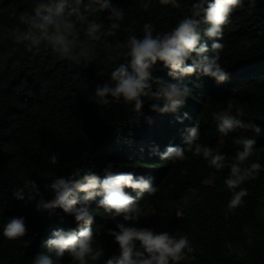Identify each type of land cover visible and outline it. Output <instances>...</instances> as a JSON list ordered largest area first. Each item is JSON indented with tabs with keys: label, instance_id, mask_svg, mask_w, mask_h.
<instances>
[{
	"label": "trees",
	"instance_id": "16d2710c",
	"mask_svg": "<svg viewBox=\"0 0 264 264\" xmlns=\"http://www.w3.org/2000/svg\"><path fill=\"white\" fill-rule=\"evenodd\" d=\"M114 2L122 4L126 23L137 30L149 20L159 30H167L180 14V10H165L157 0L149 12L138 6V0ZM18 4L19 0H3L0 22H7L6 16ZM258 27H264V2L254 10L233 14L225 27L222 53V64L231 78L216 86L207 78L191 77L193 96L181 109L190 119L183 124L172 114L149 111L151 102L145 103L141 114L121 105L104 109L89 102L95 85L107 79L103 66L64 61L47 48L8 59L10 43L0 42V211L5 217L26 216L29 228L39 233L27 250L0 237V264H31L38 251H46L40 245L52 229L75 227L73 219L62 212L48 218L36 213L33 203L16 201L12 193L23 181L35 180L44 198L50 199L52 193L45 184L51 177L75 170L99 173L107 162L150 176L154 186H159L155 197L141 202L139 226L151 228L144 214L151 208L167 231L188 234L196 258L181 264H264V172L244 185L249 192L246 205L228 213L225 205L230 193L223 185L227 169L217 172L191 153L188 160L176 164L148 154L152 144L161 150L169 143L180 144L182 129L198 121L202 143L234 156L236 146L216 132L212 121V113L228 100L243 106L247 118L264 124V39L256 38ZM156 75L167 79L166 71ZM220 138L224 139L222 148ZM255 147L264 163V136L257 138ZM52 153L59 154L57 165L47 163ZM177 210L183 212L182 218L176 217ZM118 222L121 218L112 220L102 210L95 218L97 245L106 256L118 253L110 234ZM63 264H69L67 257Z\"/></svg>",
	"mask_w": 264,
	"mask_h": 264
},
{
	"label": "clouds",
	"instance_id": "9594fccd",
	"mask_svg": "<svg viewBox=\"0 0 264 264\" xmlns=\"http://www.w3.org/2000/svg\"><path fill=\"white\" fill-rule=\"evenodd\" d=\"M153 2L138 0V6L149 12ZM157 2L165 10H180L179 18L167 30H159L150 20L139 30L128 25L125 8L114 0H19L6 16L7 22H0V42L10 43L8 59L17 53L35 55L47 48L64 61L103 66L107 79L95 85L89 102L104 109L121 105L138 114L151 102L149 111L172 114L183 124L190 119L188 112L181 113L193 96L190 78H207L216 86L230 80L231 73L222 64L225 27L234 13L254 10L264 0ZM256 38L264 39V27L257 28ZM157 71H166L167 79L157 76ZM212 121L216 132L236 146L234 156L202 143L198 121L182 129L180 144L169 143L163 150L152 144L148 154L176 164L188 160L191 153L217 172L227 169L223 185L230 197L225 210L234 213L247 203L249 192L244 185L264 172L255 147L257 138L264 136V124L247 118L246 109L232 100L212 113ZM147 122L151 123L150 117ZM139 151L143 154L145 148L141 146ZM58 155H49L47 163L57 165ZM50 180L45 184L52 193L50 199L44 198L31 179L13 191V198L33 203L36 213L48 218L62 212L73 219L75 227L52 229L40 245L46 251H38L31 264H63L65 257L69 264H181L195 260L188 234L139 226L141 202L160 190L152 177L107 162L99 173L75 170ZM100 210L112 220L121 218L116 230L110 231L118 253L106 256L105 249L97 245L93 224ZM3 213L0 211V237L20 249H29L39 233L29 228L26 216L5 217ZM175 214L178 219L183 217L180 210Z\"/></svg>",
	"mask_w": 264,
	"mask_h": 264
},
{
	"label": "rangeland",
	"instance_id": "374dc122",
	"mask_svg": "<svg viewBox=\"0 0 264 264\" xmlns=\"http://www.w3.org/2000/svg\"><path fill=\"white\" fill-rule=\"evenodd\" d=\"M223 145H224V139L220 138L219 148H222ZM144 214L147 218V221H151V228H154L157 231L166 230L164 226L156 219L155 213L151 208H147Z\"/></svg>",
	"mask_w": 264,
	"mask_h": 264
}]
</instances>
